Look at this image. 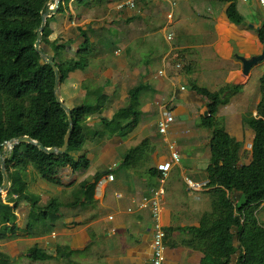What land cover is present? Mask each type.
I'll use <instances>...</instances> for the list:
<instances>
[{"label":"crops","instance_id":"crops-1","mask_svg":"<svg viewBox=\"0 0 264 264\" xmlns=\"http://www.w3.org/2000/svg\"><path fill=\"white\" fill-rule=\"evenodd\" d=\"M120 1L71 0L46 20L53 43L49 48L67 64L60 78L62 99L70 109L86 104L100 112L85 121L89 139L75 153L84 158L83 166L64 168L56 183L43 178L32 165L27 168L26 194L41 206L56 202L58 209L48 215L47 222L34 221L29 234L32 202L22 199L13 209L15 234L0 239L4 258L16 261L24 255L40 261L35 257L45 252L52 256L50 264H150L154 220L150 210L137 208L136 201L160 184L157 167L171 152L158 122L166 110H172L176 121L167 136L176 143L182 160L165 184L161 220L167 233V256L169 264H202L206 239L194 229L212 210L213 188L196 191L187 183V178L209 182L212 130L204 119L211 116L212 101L200 88L220 92L226 100L216 114L220 126L242 144L246 136L254 138L245 117L257 115L261 93L255 109L248 101L256 95L258 87L251 89V81L264 60L246 74L240 58L264 52L259 36L264 6L258 0H235L246 23L237 25L227 14L232 0H178L172 21L173 49L166 39L169 2L142 1L135 9L119 12ZM180 60L182 68L177 67ZM163 69L165 74L160 75ZM258 74L261 92L264 71ZM133 100H137L138 115L128 113L121 126L125 129L112 132L114 125H104ZM135 120L137 124L130 125ZM244 155L245 149L241 162ZM251 160L250 152L246 164ZM109 174L115 179L99 186V180ZM93 183L97 185L92 194L87 184ZM232 196L236 204L244 202L239 192L233 191ZM130 207L133 212L128 211ZM257 216L264 226V204ZM239 255L237 250L233 264Z\"/></svg>","mask_w":264,"mask_h":264},{"label":"trees","instance_id":"trees-1","mask_svg":"<svg viewBox=\"0 0 264 264\" xmlns=\"http://www.w3.org/2000/svg\"><path fill=\"white\" fill-rule=\"evenodd\" d=\"M71 0H63L59 10ZM85 3L87 0H79ZM231 1V0H230ZM51 0H0V143L13 138L29 136L46 147H62L70 122L67 111L57 101L55 95L56 73L50 63L44 62L36 49L38 29L43 22V14L50 7ZM229 19L237 25H245V17L235 0L227 9ZM264 43V25L259 30ZM49 30L45 27L42 44L45 51L53 55L60 70V78L67 64L61 63L56 52L49 47ZM60 49L56 47L57 51ZM239 89V87L235 88ZM211 116L204 119V125L212 130L210 142L211 157L208 167V187H212V210L203 216L202 225L194 232L206 239L205 257L202 264H233V255L240 250L237 264H264V226L260 223L257 211L264 202V75L261 77V100L257 115L245 117V122L254 131L252 160L241 162L243 144L220 126L216 114L225 103L220 92H209ZM136 96V94H135ZM133 100L130 106L117 111L113 121H103L113 127L112 132L122 131V123L132 110L138 115ZM72 110L75 128L70 146L63 154L48 153L33 143H19L6 159L10 177L7 201L0 197V239L8 240L17 227L11 223L13 209L22 199L31 203L27 231L30 234L34 221L47 222L49 214L58 209L53 202L41 206L38 199L32 201L26 194L24 169L33 166L40 175L52 182H59L60 172L71 166L77 170L83 166L84 158L75 153L82 150L89 139L86 132V119L100 109L94 105H80ZM137 111V112H135ZM137 124V120L130 125ZM129 125V126H130ZM106 130L100 135H103ZM4 182L0 150V187ZM97 183L87 184L92 194ZM90 188V189H89ZM244 197L242 204H236L232 192ZM14 202V203H13ZM13 203V206L11 205ZM42 223V224H43ZM238 242V246L236 243ZM51 255L45 252L35 259L48 261ZM0 256V264H4Z\"/></svg>","mask_w":264,"mask_h":264},{"label":"built area","instance_id":"built-area-1","mask_svg":"<svg viewBox=\"0 0 264 264\" xmlns=\"http://www.w3.org/2000/svg\"><path fill=\"white\" fill-rule=\"evenodd\" d=\"M148 2V1H155V0H121L116 5V9L119 12H122L125 9H135L140 2ZM161 1H167L170 4V11L167 14V18L170 21L169 28L167 29L166 39L169 42V44L172 46V48H175V38L176 33L172 29V21L175 16V10L178 7V0H161ZM248 1V0H245ZM260 5L264 6V0H258ZM171 24V25H170ZM168 27V25H167ZM121 49L119 48L117 50V53H121ZM184 66L183 61H179L177 63L178 68H182ZM160 75L165 74V70L159 71ZM176 116L172 110H166L161 117V119L158 122V131L161 135L164 136V138L167 140V144L170 148V158L167 161H164L158 165V171H159V186L155 189V191L146 196H142L139 200L136 201L137 208L141 210H150L152 213V217L154 220L153 224V235H152V243H151V254L148 259V262L150 264H169L168 256H167V233L164 228L163 222L161 220V212L164 206L165 202V184L167 179L169 178L172 170L181 163L182 160V154L177 149L176 143L171 141L167 133L170 129V127L175 123ZM115 179L114 174H109L105 177H102L98 185L103 186L108 181H113ZM187 183L189 187L193 190H202L208 186L207 182H201V181H195L193 179L187 178ZM116 195L118 197H122L123 194L121 192H117ZM264 204V202L262 203ZM261 204V205H262ZM129 212H133L134 208L130 207L128 209ZM111 219L114 218V216H110ZM113 232H116V229H112Z\"/></svg>","mask_w":264,"mask_h":264},{"label":"water","instance_id":"water-1","mask_svg":"<svg viewBox=\"0 0 264 264\" xmlns=\"http://www.w3.org/2000/svg\"><path fill=\"white\" fill-rule=\"evenodd\" d=\"M62 1L63 0H51L50 7L43 14V22H42L41 27L38 29V39L36 42V49L41 54L44 62L50 63L54 68V71L56 73L55 95H56L57 101L62 105V107L68 113L69 122H70L69 131L66 134L65 141H64V144L62 147H46L42 142H39V141L29 137V136L17 137V138H13L9 141L4 142L3 144L0 143L2 172H3V176H4V182H3L2 186L0 187V197H2L3 193L8 191V189L10 188V185H11L9 173L7 170L6 159L9 157L10 152L13 150V148L17 144L25 143V142L33 143V144L38 145L41 150H44L48 153H56V154L65 153L70 146L72 133H73V130L75 128L73 113H72V110L67 106V104L64 102V100L61 97L59 67L57 66L56 62L53 60V55L46 52L45 48L43 47V44H42L43 32H44L45 27H46V20L51 14L58 12L59 7H60V3ZM240 59L243 62V68H244L245 73L249 74V72L251 71V69L254 66H256L258 63H260L264 60V52L261 54H258V55L256 54L252 58H246V57L242 56Z\"/></svg>","mask_w":264,"mask_h":264},{"label":"rangeland","instance_id":"rangeland-1","mask_svg":"<svg viewBox=\"0 0 264 264\" xmlns=\"http://www.w3.org/2000/svg\"><path fill=\"white\" fill-rule=\"evenodd\" d=\"M262 63V62H260ZM264 71V67L263 66H258L257 68V71L258 73L261 72V71ZM255 74L252 81H251V89L253 88V90L255 91L256 87L257 90H256V95L254 98H251L248 102L250 103V107L252 109H255L256 108V105H257V101H258V98H259V94L261 93L260 92V74ZM259 93V94H258ZM251 109V110H252ZM205 127V126H204ZM252 136L250 135V137H247L246 136V139L244 141V144H243V147H242V150L245 149V155L243 156L244 159H243V163H246L247 159L250 158V152H251V143L253 142V139L251 138ZM246 147V148H245ZM27 172V169L25 170L24 169V175L26 174ZM191 179V178H190ZM195 180V179H193ZM196 181V180H195ZM2 198H3V202L6 203L7 201V192L3 193L2 195ZM244 198V197H243ZM4 199H6V201H4ZM245 199V198H244ZM14 203V202H13ZM212 209V208H211ZM1 253V252H0ZM4 264H50L48 261H30L26 256H21L20 259L16 260V261H12L11 259H8V258H4Z\"/></svg>","mask_w":264,"mask_h":264}]
</instances>
